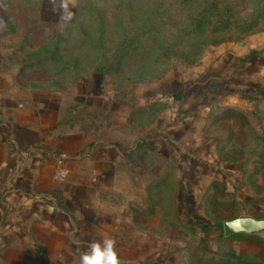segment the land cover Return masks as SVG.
Returning a JSON list of instances; mask_svg holds the SVG:
<instances>
[{
    "label": "rangeland",
    "instance_id": "rangeland-1",
    "mask_svg": "<svg viewBox=\"0 0 264 264\" xmlns=\"http://www.w3.org/2000/svg\"><path fill=\"white\" fill-rule=\"evenodd\" d=\"M53 8L52 0H0V48L20 53L26 82L41 85L44 119H68L78 92H98L99 80L107 101L125 105L118 119L135 117L128 109L143 85L165 115L134 147L133 194L104 197L121 216L126 248L138 237L125 228L153 240L149 252L119 247L121 264H264V238L217 235L242 215L264 220V0H75L70 20ZM177 96L202 123L181 132ZM195 212L209 229H195ZM42 248L0 251V264H80L67 245Z\"/></svg>",
    "mask_w": 264,
    "mask_h": 264
},
{
    "label": "crops",
    "instance_id": "crops-1",
    "mask_svg": "<svg viewBox=\"0 0 264 264\" xmlns=\"http://www.w3.org/2000/svg\"><path fill=\"white\" fill-rule=\"evenodd\" d=\"M20 56L0 48V251L37 253L44 246L52 252L67 245L69 251L83 254L91 242L105 238L114 239L117 250H152L148 230L143 234L125 228L127 236L135 235L141 244L130 239V246H124L117 238L123 229L118 226L121 216L104 200L127 198L137 188V151H132L165 122V115H156L151 90L143 85L142 100L138 97L136 105L129 106L133 119H118L125 105L115 98L106 100L101 80L98 92H78L68 119H44L42 87L28 85ZM58 92L51 91L52 96ZM187 100L178 97L174 111L181 132L203 121L186 117ZM52 108L60 109L58 104ZM60 172L66 176L57 180ZM105 218L114 228L100 222Z\"/></svg>",
    "mask_w": 264,
    "mask_h": 264
},
{
    "label": "clouds",
    "instance_id": "clouds-1",
    "mask_svg": "<svg viewBox=\"0 0 264 264\" xmlns=\"http://www.w3.org/2000/svg\"><path fill=\"white\" fill-rule=\"evenodd\" d=\"M54 4L53 11L62 10L61 19L70 20L73 16L69 5L75 4V0H60L59 5ZM80 264H121L116 248V241L105 238L102 241H93L88 245V250L80 257Z\"/></svg>",
    "mask_w": 264,
    "mask_h": 264
},
{
    "label": "water",
    "instance_id": "water-1",
    "mask_svg": "<svg viewBox=\"0 0 264 264\" xmlns=\"http://www.w3.org/2000/svg\"><path fill=\"white\" fill-rule=\"evenodd\" d=\"M223 234L226 238L238 235L264 238V220L250 215H242L223 223Z\"/></svg>",
    "mask_w": 264,
    "mask_h": 264
},
{
    "label": "trees",
    "instance_id": "trees-1",
    "mask_svg": "<svg viewBox=\"0 0 264 264\" xmlns=\"http://www.w3.org/2000/svg\"><path fill=\"white\" fill-rule=\"evenodd\" d=\"M19 58L21 59V57H19ZM21 67L26 68L25 63L22 62V60H21ZM97 73L100 74V75H103V76H106L107 75L106 73H103L100 70H98ZM177 98H178V96H177ZM138 145H140V144L138 143L137 144V147H138ZM135 149H136V151H138L137 148H134V151H132V152H135ZM192 220L194 221V225L196 227L195 229H197V230H198V228H200L201 230H206V229H209L210 226H211L208 223V220L204 216H202L199 212H195L193 214ZM217 235L219 237H222L224 235L223 234V224L222 225H219Z\"/></svg>",
    "mask_w": 264,
    "mask_h": 264
},
{
    "label": "built area",
    "instance_id": "built-area-1",
    "mask_svg": "<svg viewBox=\"0 0 264 264\" xmlns=\"http://www.w3.org/2000/svg\"><path fill=\"white\" fill-rule=\"evenodd\" d=\"M160 102L166 103V104H173V102H175V99H174V97H163L160 99ZM65 176H66L65 172H60L57 174L56 179L62 180L65 178Z\"/></svg>",
    "mask_w": 264,
    "mask_h": 264
}]
</instances>
